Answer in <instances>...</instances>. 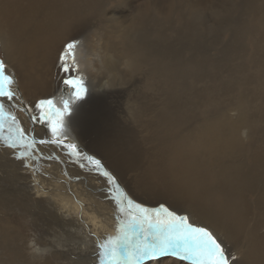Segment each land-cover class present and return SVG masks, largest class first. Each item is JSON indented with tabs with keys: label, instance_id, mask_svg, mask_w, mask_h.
<instances>
[{
	"label": "bare ground",
	"instance_id": "1",
	"mask_svg": "<svg viewBox=\"0 0 264 264\" xmlns=\"http://www.w3.org/2000/svg\"><path fill=\"white\" fill-rule=\"evenodd\" d=\"M72 38L65 73L58 56ZM0 44L17 79L16 99L0 98L4 120L36 141L2 182L1 264H100L97 245L126 218L123 195L208 227L236 264H264V0H0ZM77 75L111 96L95 91L88 113L72 111L64 81ZM39 94L74 114L58 137L33 119Z\"/></svg>",
	"mask_w": 264,
	"mask_h": 264
},
{
	"label": "snow or ice",
	"instance_id": "2",
	"mask_svg": "<svg viewBox=\"0 0 264 264\" xmlns=\"http://www.w3.org/2000/svg\"><path fill=\"white\" fill-rule=\"evenodd\" d=\"M64 55L58 56L61 61L62 70L67 73L70 67L66 61L69 50L76 47V39L65 41L62 46ZM75 57L73 55V62ZM6 64L0 60V98L11 102L16 99L12 91L14 78L7 74ZM73 71L78 73L73 63ZM75 89V97L82 100L88 94L85 82L77 75L74 79L64 81ZM34 108L41 112L35 120L45 121L51 128L53 135L59 136L63 129V117L65 114L71 115V110L67 102L64 104L65 111L60 112L54 108L52 99H41L34 104ZM48 111H45V109ZM5 104L0 102V129L4 126ZM13 125L16 127L15 137L4 138L6 147L15 149L18 145L31 149L36 143L35 139L29 140L25 136V131L16 125V118L8 114ZM2 138V137H0ZM58 142V141H57ZM40 143H45L41 140ZM66 148L71 149V154L80 157L81 153L75 144H66ZM31 156L28 151L20 152L16 158L26 161ZM87 161L102 174L110 184H116V178L106 169L100 159L94 156H87ZM25 168L31 165L24 163ZM119 211L126 215L120 220L117 235L108 236L97 245L100 264H149L158 262L162 257H175L179 261H189L190 264H236V257L227 253L222 243L218 241L213 232L206 226L196 225L189 221L187 215H177L167 207L161 206L159 209H149L140 204H136L126 195L117 200ZM33 251L39 253V248Z\"/></svg>",
	"mask_w": 264,
	"mask_h": 264
},
{
	"label": "rangeland",
	"instance_id": "3",
	"mask_svg": "<svg viewBox=\"0 0 264 264\" xmlns=\"http://www.w3.org/2000/svg\"><path fill=\"white\" fill-rule=\"evenodd\" d=\"M64 52V51H63ZM0 60H3L4 62H5V56H4V52L2 51V47H1V44H0ZM5 64H6V69H5V71H8V69H9V65L5 62ZM14 78V83L13 84H16L17 83V79L15 78V77H13ZM71 79V78H70ZM106 79H104V81H105ZM97 83V82H96ZM96 83H94V84H92V86L90 87V86H88L87 88H88V94L87 95H85L84 96V98L82 99V100H79L77 103H76V105L74 106V108L73 109H71L72 111L75 109V110H77V108L78 107H81V105H83L84 104V113H88L89 111H90V109L93 107V105H96V104H98V103H92V101H95V94H93V92H97V91H99L100 90V95H102L103 96V100H105V99H108V97L109 96H111L110 95V93H112L111 91V88H109V87H106V89L105 88H102V89H99V85H97ZM61 85H62V83H61ZM63 92V91H62ZM64 93V92H63ZM62 93V94H63ZM99 98V97H98ZM98 98H97V100H98ZM41 99V94H39V96H38V99H37V102H39V100ZM94 99V100H93ZM85 102V103H84ZM89 102H91L92 103V106L89 104ZM21 103V102H20ZM20 103H17L19 106V108H25V109H27V111H28V114H26L25 113V111H23V110H18L17 108H15L14 109V114H15V116H17V117H19L20 119H21V121H22V123L24 124V125H26V124H29V122H30V119H29V116L31 117V110L29 109L30 107L28 106V107H24V105L23 104H20ZM26 103V102H25ZM91 106V107H90ZM30 111H29V110ZM32 109V108H31ZM71 111V112H72ZM87 111V112H86ZM5 112H7V109H6V107H5ZM32 112H33V110H32ZM39 110H36L35 111V114H36V116L35 117H39ZM71 114H73V113H71ZM74 115V114H73ZM67 116V115H66ZM69 117H67V118H72V116L71 115H68ZM71 116V117H70ZM82 118H84L83 116H82ZM65 119H66V117H65ZM89 120H93V118H90ZM34 121V120H33ZM36 122H39V121H37V120H35ZM69 123H70V121H69ZM39 124V123H38ZM40 125L41 126H45V128L46 127H48V126H46V124L44 123V124H42L41 122H40ZM69 128H71L72 129V131L74 132V134L76 135V137H77V128L76 127H73L72 125H71V123L69 124ZM66 127H68V126H66ZM14 129H16V127L13 125V123H12V121L9 119V122H6L5 120H4V126H3V128L2 129H0V137H2V138H0V200H2L3 198L1 197L2 196V192H3V188L2 187H4V184H7L8 183V179H12L13 178V176H14V173L12 174L11 173V170H14V171H17L18 170V166H17V164L18 163H21V161L22 160H18L17 158H16V155H18L20 152H22V151H26L27 149L25 148V147H23V146H20V145H18L15 149H10V148H8V147H5L6 145H5V140H4V138H7L8 136H13V137H15V134H16V132L14 131ZM65 130H67L68 132H71L70 130H68L67 128H64ZM75 130V131H74ZM72 134V133H71ZM4 135V136H3ZM73 135V134H72ZM28 138V137H27ZM74 138V137H73ZM61 140V139H60ZM62 141V140H61ZM3 144V145H2ZM82 145V144H81ZM80 145V146H81ZM20 147V148H19ZM82 147V146H81ZM24 148V149H23ZM4 149V150H3ZM6 149V150H5ZM4 151H6V152H4ZM8 151V152H7ZM2 154V155H1ZM3 156H5V157H3ZM5 164L6 165H8V166H10V167H8V168H6V166H5ZM3 169V170H2ZM4 184H3V183ZM147 199H151V198H147ZM137 204V203H136ZM138 204H140V203H138ZM165 206V207H167L166 205H164V204H161V205H159L158 207H156V209H159L161 206ZM170 211H174V212H176L177 213V215H183V214H180L179 213V211L177 210V209H174V210H172L171 208H169V207H167ZM226 250V249H225ZM0 252H1V249H0ZM0 264H1V261H0Z\"/></svg>",
	"mask_w": 264,
	"mask_h": 264
},
{
	"label": "water",
	"instance_id": "4",
	"mask_svg": "<svg viewBox=\"0 0 264 264\" xmlns=\"http://www.w3.org/2000/svg\"><path fill=\"white\" fill-rule=\"evenodd\" d=\"M63 94H64V93H63ZM61 99H62V100H65L64 95H63V97L61 96ZM52 139H57V140H58V138H54V137H53ZM60 139H61L62 141L68 140V138L61 137V136H60Z\"/></svg>",
	"mask_w": 264,
	"mask_h": 264
}]
</instances>
